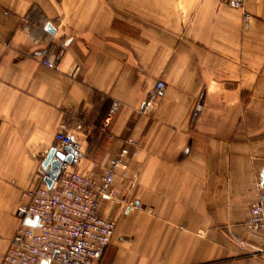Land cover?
Instances as JSON below:
<instances>
[{
    "label": "crops",
    "instance_id": "obj_1",
    "mask_svg": "<svg viewBox=\"0 0 264 264\" xmlns=\"http://www.w3.org/2000/svg\"><path fill=\"white\" fill-rule=\"evenodd\" d=\"M159 79L165 96L140 114ZM63 125L97 179L140 144L115 188L141 209L101 202L116 231L100 264H264L247 224L264 198V0H0V262L35 223L18 207Z\"/></svg>",
    "mask_w": 264,
    "mask_h": 264
},
{
    "label": "built area",
    "instance_id": "obj_2",
    "mask_svg": "<svg viewBox=\"0 0 264 264\" xmlns=\"http://www.w3.org/2000/svg\"><path fill=\"white\" fill-rule=\"evenodd\" d=\"M221 1L231 8L245 9L246 0ZM249 18L244 11V19ZM43 64L55 68L56 60L44 59ZM166 87L163 79L156 82L148 91L140 114H149L154 109L156 102L165 96ZM122 106L117 99L111 102L101 126L102 132L110 134V126ZM55 140L58 152L65 154L68 146L81 152V144L64 125L56 133ZM139 147L138 141L128 137L98 179L80 172L74 163L63 161L52 187L46 183L38 186L31 193V201L18 207L20 215L35 223L17 229L0 264H100L116 231V222L100 213L101 202L110 199L128 210L141 209L140 204L120 196L115 188L117 170L127 167L126 159L131 154L137 155ZM247 224L252 233L260 236L264 251V198L251 203Z\"/></svg>",
    "mask_w": 264,
    "mask_h": 264
},
{
    "label": "water",
    "instance_id": "obj_3",
    "mask_svg": "<svg viewBox=\"0 0 264 264\" xmlns=\"http://www.w3.org/2000/svg\"><path fill=\"white\" fill-rule=\"evenodd\" d=\"M48 29L53 30L51 25ZM65 150L66 153L64 154L58 152L56 148H52L42 164V170L46 173L45 182L48 187H52L54 181L58 179L63 161L74 163L80 156L78 152L69 146Z\"/></svg>",
    "mask_w": 264,
    "mask_h": 264
}]
</instances>
